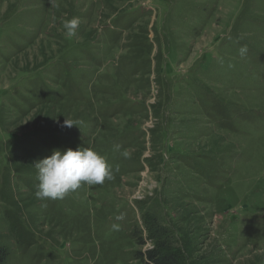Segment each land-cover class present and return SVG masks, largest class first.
I'll use <instances>...</instances> for the list:
<instances>
[{
	"label": "rangeland",
	"instance_id": "374dc122",
	"mask_svg": "<svg viewBox=\"0 0 264 264\" xmlns=\"http://www.w3.org/2000/svg\"><path fill=\"white\" fill-rule=\"evenodd\" d=\"M78 147L113 178L37 200L35 163ZM158 240L264 264V0H0L1 264H143Z\"/></svg>",
	"mask_w": 264,
	"mask_h": 264
},
{
	"label": "clouds",
	"instance_id": "9594fccd",
	"mask_svg": "<svg viewBox=\"0 0 264 264\" xmlns=\"http://www.w3.org/2000/svg\"><path fill=\"white\" fill-rule=\"evenodd\" d=\"M80 25V19L73 17L63 22L65 35L69 38L75 37ZM248 51L247 46L239 49L241 56ZM81 121L70 119L64 120L67 127L78 126ZM127 156V153H124ZM38 170V190L35 192L37 200L45 202L48 200H62L70 193L76 192L84 185H102L106 180L113 178L112 169L106 159L96 151L78 147L60 151L54 150L52 154L34 165ZM42 207H47L42 203ZM119 219V218H118ZM114 230H119L118 224L112 225Z\"/></svg>",
	"mask_w": 264,
	"mask_h": 264
},
{
	"label": "trees",
	"instance_id": "16d2710c",
	"mask_svg": "<svg viewBox=\"0 0 264 264\" xmlns=\"http://www.w3.org/2000/svg\"><path fill=\"white\" fill-rule=\"evenodd\" d=\"M145 226L147 225L145 224ZM140 256H143L141 257L143 264H182L179 260L178 253L170 249L162 240H158L156 247L139 254V258ZM5 257L6 253L4 248L0 247V264Z\"/></svg>",
	"mask_w": 264,
	"mask_h": 264
}]
</instances>
